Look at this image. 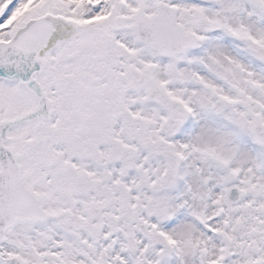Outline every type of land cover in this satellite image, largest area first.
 Masks as SVG:
<instances>
[{"label":"snow or ice","instance_id":"snow-or-ice-1","mask_svg":"<svg viewBox=\"0 0 264 264\" xmlns=\"http://www.w3.org/2000/svg\"><path fill=\"white\" fill-rule=\"evenodd\" d=\"M0 264H264V0H0Z\"/></svg>","mask_w":264,"mask_h":264}]
</instances>
